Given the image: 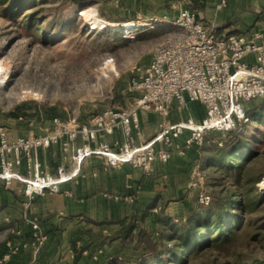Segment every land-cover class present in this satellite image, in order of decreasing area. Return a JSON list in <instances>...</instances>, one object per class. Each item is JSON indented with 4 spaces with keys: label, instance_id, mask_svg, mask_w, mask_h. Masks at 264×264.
Wrapping results in <instances>:
<instances>
[{
    "label": "rangeland",
    "instance_id": "obj_1",
    "mask_svg": "<svg viewBox=\"0 0 264 264\" xmlns=\"http://www.w3.org/2000/svg\"><path fill=\"white\" fill-rule=\"evenodd\" d=\"M210 2L154 0L133 8L131 0H0V127L16 135L40 134L49 128L52 116L86 123L103 109L129 105L136 97L128 90L134 68L147 64L154 45L175 30L169 20L184 7L204 16ZM137 21L148 24L139 27ZM263 101L264 96L254 98L244 109L260 110ZM186 109L188 105L174 112L173 118L185 116ZM241 121L238 142L229 153L217 146L214 135H207L198 147L201 157L182 161L185 180L171 182L168 188L141 183V192L134 191L140 219L135 224L152 235L161 251L159 256L141 255L136 264L262 263L264 190L257 184L264 178V112ZM178 160L174 158L173 163ZM196 163L203 170V188L214 206L201 207L196 189L188 186ZM238 165H242L240 171L230 168ZM161 181L168 179L161 177ZM127 189L119 192L127 195ZM9 192L0 188V250L10 231L22 229L19 220L16 227L13 224V210L27 209L21 220L25 231L27 225L32 229L40 222L30 210L35 207L32 201L11 204ZM238 201L243 202L241 208ZM232 216L237 222L228 228L226 219ZM206 218L213 220L208 230L201 225ZM219 218L224 226L215 221ZM129 224L94 232L91 256L95 264L111 256L123 264L136 260L137 243L132 238L137 230L127 234ZM216 231L224 235L212 240L218 237Z\"/></svg>",
    "mask_w": 264,
    "mask_h": 264
},
{
    "label": "built area",
    "instance_id": "obj_2",
    "mask_svg": "<svg viewBox=\"0 0 264 264\" xmlns=\"http://www.w3.org/2000/svg\"><path fill=\"white\" fill-rule=\"evenodd\" d=\"M224 3L220 0L217 7ZM169 23L175 30L154 45L147 64L134 68L128 90L136 97L129 105L103 109L82 125L74 117L52 116L50 127L40 134L11 135L0 127V188L9 189L17 182L27 196L59 193L60 185L73 180L84 159L91 156L103 157L110 167L128 163L149 174L153 163L169 160L174 142L182 136L184 148L201 147L207 135H214L221 147L237 123L247 119L245 103L264 95V31L217 36L189 7L181 9ZM189 103L203 106L201 118L174 120L172 105L177 112ZM140 110H150L159 117L149 138L140 124ZM115 131L121 136L112 144L89 146L97 134L112 135ZM78 135L81 146L73 144ZM59 143L70 153L72 169L67 171L61 165L55 174L44 172L38 152ZM191 172L188 186L196 189L199 205L206 207L211 196L203 188L199 163ZM259 183V189L264 190ZM32 229L40 246L44 236L38 225L33 224Z\"/></svg>",
    "mask_w": 264,
    "mask_h": 264
},
{
    "label": "crops",
    "instance_id": "obj_3",
    "mask_svg": "<svg viewBox=\"0 0 264 264\" xmlns=\"http://www.w3.org/2000/svg\"><path fill=\"white\" fill-rule=\"evenodd\" d=\"M142 1V6L154 2L131 0V5L135 8V5L139 6ZM210 1L209 6L204 9V16L197 12L196 14L215 35L264 31V0H224L225 3L220 8L217 7L220 0ZM171 109L174 113V105ZM202 114L203 106L200 103H189L185 116L179 118L192 117L198 120ZM176 118L173 119L177 120ZM139 120L145 138H149L156 130L159 117L152 111L140 110ZM48 126L50 127V121ZM9 133L16 135L10 131ZM120 136L119 131L112 135L97 134L88 144L90 147H95L100 142L112 144L115 139H120ZM184 138L182 136L174 142L166 164L156 161L149 174L128 163L110 167L105 164L103 157L91 156L82 162L79 175L60 185L59 193H45L49 195L28 198L22 195L20 190L22 186L14 182L8 189L11 198H7V201L19 205L22 204L21 201H32L35 207L30 210L32 215L39 218L40 234L44 236V240L43 244L37 246L35 231L28 225L25 227L27 231L23 229L24 223L21 220L27 209L20 206L18 211L13 210L12 219L15 220L13 223L15 227L19 220L22 229L10 231V238L4 242L3 249L0 250V264H95L94 256H91L94 232L119 230L124 224H129L128 222L135 225L133 231L139 228L135 224L140 219L135 211L134 191L141 192V183H148L150 187L164 184L168 188L171 182L185 180V164L182 161L185 163L191 158L201 157V153L196 145L184 148ZM73 144L75 146L83 144L80 135ZM69 157L70 153L63 151L60 143L38 152L41 169L50 174H55L57 167L61 165H64L67 171L71 170L73 166ZM174 158L179 160L173 163ZM157 176L162 178L166 176L168 182L163 183L161 177ZM124 187L128 188L127 195L119 192ZM65 190L70 191V194H64ZM16 191L20 194L17 197ZM2 208L9 210L5 205ZM261 264H264V260Z\"/></svg>",
    "mask_w": 264,
    "mask_h": 264
},
{
    "label": "trees",
    "instance_id": "obj_4",
    "mask_svg": "<svg viewBox=\"0 0 264 264\" xmlns=\"http://www.w3.org/2000/svg\"><path fill=\"white\" fill-rule=\"evenodd\" d=\"M11 8L15 7V3H13L11 6ZM264 96V95H263ZM260 110H257V107H253L252 109H248L245 110V117L247 119H250L252 116H254L257 112L259 111H263L264 112V101L262 102V105L259 107ZM243 124L242 121L238 122L235 129H233L232 131L229 132L227 139L223 142L221 149L223 151H225V153H229V149L230 147L238 142L237 141V130L240 128V125ZM245 124V123H244ZM232 161L236 160V159H231ZM231 169L240 171L242 168V165H238V166H231ZM237 206H239L240 208L243 206V202L238 201L236 203ZM208 206H214V202L210 201ZM206 206V207H208ZM216 206V205H215ZM217 209H219L220 207H215ZM210 221H213L211 218H206L203 223L201 224L202 227H206V230H208V224ZM215 221L218 222V224H220L221 226H224V220L223 218H219L216 219ZM237 220L235 218V216L232 217H227L226 219V223H227V227L228 228H232L233 226H235ZM135 228V225H128L127 229V234H132L133 229ZM202 231H200L201 233ZM208 232V231H206ZM215 232V231H214ZM218 233V237H215L212 240H217V238L221 237L222 235H224L223 231H216ZM126 234V235H127ZM152 235H150L148 232H146V230L144 229H137V231L135 232V235L133 236L132 240H136L137 243V247H136V255L134 258H136V260H134L132 263L130 264H136V262L139 261V258L141 257V255H151V257L153 256H159L161 254V251L158 249V244L155 241V239L153 237H151ZM197 236V235H196ZM196 237H193V240H195ZM196 241V240H195ZM197 242V241H196ZM185 246L188 245V241H184ZM198 244V242H197ZM121 260V261H120ZM119 262V263H115V264H123L124 262H122V259H119L117 256H111L109 258H107L106 260H104L103 262H101V264H112V262ZM125 261V260H123ZM129 261V260H128ZM129 263V262H128Z\"/></svg>",
    "mask_w": 264,
    "mask_h": 264
},
{
    "label": "bare ground",
    "instance_id": "obj_5",
    "mask_svg": "<svg viewBox=\"0 0 264 264\" xmlns=\"http://www.w3.org/2000/svg\"><path fill=\"white\" fill-rule=\"evenodd\" d=\"M135 24H136V26L139 24V27L140 26H142L143 24H148V23H146V22H144V21H137V22H134ZM109 24V23H108ZM135 26V27H136ZM109 63H111V62H109ZM110 65V64H109ZM112 66V65H111ZM260 184V186L261 187H264V178L262 179V181L259 183Z\"/></svg>",
    "mask_w": 264,
    "mask_h": 264
}]
</instances>
